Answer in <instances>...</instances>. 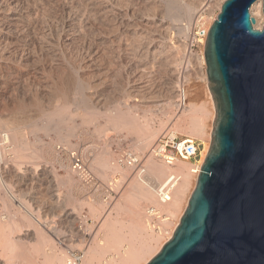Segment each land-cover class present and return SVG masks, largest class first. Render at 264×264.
I'll list each match as a JSON object with an SVG mask.
<instances>
[{"label":"rangeland","instance_id":"1","mask_svg":"<svg viewBox=\"0 0 264 264\" xmlns=\"http://www.w3.org/2000/svg\"><path fill=\"white\" fill-rule=\"evenodd\" d=\"M177 2L197 4L199 12L191 19L193 21L184 14L177 17L179 21H172L166 0H0V106L10 111L22 107L21 110L30 115L39 113L40 116L45 112L40 116L42 120L36 119L37 114L32 115L37 121L34 123L41 126L36 125L38 135L30 137L34 140L32 145H27L30 148L26 146V156L22 159L34 161L27 163L35 164L38 174L35 183L19 188L13 182V192L0 187V207L6 216L8 214L7 219L11 218L6 230H11H7L10 236L24 237L21 243L15 242L19 245L13 249L4 250L3 255L9 261L16 260L23 249L35 255L37 264H45V260L42 262L44 250L49 252L52 244L50 247L54 249L50 251L61 254L60 264H67L74 255L81 257L79 264L87 263L90 257L94 261L91 260V264H99L103 254L116 253L118 246L127 245L147 247L145 256L138 261L145 264L168 241L189 204L196 183L187 190L176 216H171L166 209L172 223L168 233L158 234L161 238L157 240V233H152L145 220L147 207L157 205L158 199L155 196L154 202L142 199L138 192L140 175L125 160L129 154L137 156L146 169L142 175L147 177L149 154L163 134L174 133L178 139L188 137L187 132L174 129L187 115L191 104L206 110L200 114V118L205 117L201 118L204 132L200 137H193L199 155L190 161L197 164L206 144L209 148L211 145L216 110L211 106L206 65L202 67L199 58L181 61L187 35L196 25L209 26L213 22L220 12L221 0ZM188 21L193 24L190 30L192 24ZM181 26L186 28L179 31ZM178 77H188L189 103L185 109L177 105ZM54 112L60 118L55 115L49 118ZM121 114L129 120L127 124L125 120H117ZM129 122L132 125H128ZM44 125L50 128L44 129ZM130 127L134 132H130ZM150 131L155 135L148 150V145H142L144 134ZM39 141L43 142V147L37 143ZM33 144L36 147L33 148ZM48 146L53 148L57 158L46 160V165L54 171L52 177L56 180L44 174L46 161L39 155ZM153 158L161 161L156 156ZM76 159L80 164L78 168L74 165ZM20 163L23 162L20 160ZM66 210L73 211V216H66ZM111 222L119 231V242L123 245L120 243L113 249L107 244L104 249ZM117 261L118 258L111 264H120Z\"/></svg>","mask_w":264,"mask_h":264},{"label":"water","instance_id":"2","mask_svg":"<svg viewBox=\"0 0 264 264\" xmlns=\"http://www.w3.org/2000/svg\"><path fill=\"white\" fill-rule=\"evenodd\" d=\"M256 1H224L210 27L211 145L175 232L147 264H264V24L254 27Z\"/></svg>","mask_w":264,"mask_h":264},{"label":"bare ground","instance_id":"3","mask_svg":"<svg viewBox=\"0 0 264 264\" xmlns=\"http://www.w3.org/2000/svg\"><path fill=\"white\" fill-rule=\"evenodd\" d=\"M184 1V0H183ZM224 1L225 0H223L222 1V3L220 4V11H221V8H222V5H223V3H224ZM186 3V2H185ZM182 4L181 3V5L180 4H178V2H177V0H166V4H167V11H168V15L170 16V19L172 20V21H175V20H178L179 21V15L181 14H184V16L186 17V19L187 18H189L190 20L191 19H193V18H195V15H196V13L197 12H199L198 10V7H197V9H196V5L197 4H193V3H190V4H193V5H189V4ZM166 6V5H165ZM166 8V7H165ZM219 14V13H218ZM218 14H217V16L214 18V21L217 19V17H218ZM251 14H252V16L253 17H255L256 18V24L254 25V27L256 28V29H262V27H263V24H264V13H263V0H258V1H256L253 5H252V7H251ZM180 15V16H181ZM198 15H200V13L198 14ZM178 17V18H177ZM183 18V17H182ZM181 17H180V19H182ZM198 18V17H197ZM194 20V19H193ZM193 20H191V21H193ZM191 21H188V23L189 24H192V22ZM196 21H197V19H196ZM213 21V22H214ZM177 22V21H176ZM187 22V21H186ZM173 23H175V22H173ZM181 23V22H180ZM177 24V23H176ZM195 24V23H194ZM178 25H180V24H178ZM182 25V24H181ZM188 25V24H187ZM183 26V25H182ZM182 26L181 27H179V31H181L183 28H186V27H183L182 28ZM186 26V25H185ZM193 26V24L191 25V26H189L190 28H189V30L191 29V27ZM180 28H182V29H180ZM186 32L188 31V29H186L185 30ZM184 31V32H185ZM182 33V32H181ZM187 34V33H186ZM204 62H205V64H206V59H205V52H204ZM206 66H207V64H206ZM206 76H207V79H208V75H207V68H206ZM210 90V89H209ZM211 93V92H210ZM211 106L215 109V102H214V99H213V96H212V94H211ZM99 101V100H98ZM194 105V104H193ZM192 104H191V106H190V109H188L187 111H188V113H187V115L186 116H184V113H183V116H184V118L182 117V119H180V121H178V124L176 123V129H174V130H178V131H184L185 133L187 132L189 135H188V137L187 138H191V139H193V137H200V136H202V134H203V132H204V125L202 124L203 123V119H201L200 118V116L202 115L201 113H202V111L205 109V108H203L202 106H201V108L199 107V106H193ZM22 108V107H21ZM21 108L19 109L18 108V110H12L11 108H9V109H11V111L10 110H7L8 108H4V107H1L0 106V187H2L3 189H5V190H11L12 191V189H11V186L13 185L12 183L14 182V184L16 185V186H18L19 188H23V187H28V186H32L34 183H35V180H36V177H37V169H36V167H34V165H32L33 164V162L30 160H28L29 161V163L30 162H32V164L30 165L29 163H27L28 161H26L25 159L27 158V157H30V156H28L27 155V157L24 159L26 162H24V161H22V159L26 156L25 154H24V150L26 151V146L27 145H29L30 143H31V145H32V141L34 140H30V137H32V136H34L35 137V134H36V123H37V121H35L34 119H35V117H36V114H37V120H38V118L41 116L42 117V115L44 116L45 115V112H44V114L43 113H41L42 115H40L39 116V113H33V111H32V113L33 114H35V115H33V116H35L34 118H33V116L32 115H30V114H28L27 113V111H24V110H21ZM203 108V109H202ZM207 108V107H206ZM15 109V108H14ZM25 109V108H24ZM29 109V108H28ZM206 110V109H205ZM216 110V109H215ZM37 111V110H36ZM39 112V111H38ZM205 111H203V113H204ZM47 113V112H46ZM49 113V112H48ZM55 113V112H54ZM57 113V112H56ZM52 114V116L53 115H57V114ZM122 113V112H121ZM60 113H58V115H59ZM124 115H126L125 113H123ZM123 114H121L120 115V117L119 118H117V120H119V121H124L125 120V118H124V116H123ZM201 114V115H200ZM47 115V114H46ZM48 116V115H47ZM46 116V117H47ZM50 116V117H49ZM48 117L49 118H54V116L52 117L51 116V114L49 115ZM60 116V115H59ZM62 116H63V114H62ZM65 116V115H64ZM126 116H128V115H126ZM130 117H132L131 115H129ZM204 116H205V114H204ZM41 117H40V119H41ZM57 117V116H56ZM116 117V116H115ZM129 117V118H130ZM45 118V117H44ZM49 118H47V119H49ZM57 118H60V117H57ZM68 119H69V116L67 117ZM171 118V117H170ZM203 118H205V117H203ZM46 119V120H47ZM66 119V118H65ZM169 119V118H168ZM172 119V118H171ZM42 120V119H41ZM116 120V119H115ZM205 120V119H204ZM34 121L36 122V123H34ZM49 121L51 122V120L49 119ZM118 121V122H119ZM126 121H129L128 119L127 120H125V122ZM170 121V120H169ZM59 122H60V120H59ZM66 122H69V121H67L66 120ZM124 122V123H125ZM205 122V121H204ZM45 123V122H44ZM43 123V124H44ZM54 124H55V122H53ZM57 123V122H56ZM61 123H63V125H64V123H65V120H63V118H62V121H61ZM114 123H117V121H114ZM122 122H120L119 124H121ZM124 123H122V125L124 124ZM173 123V122H172ZM171 123V124H172ZM60 124V123H59ZM58 124V125H59ZM126 124H127V122H126ZM129 124H131L130 122L128 123V125ZM137 124V123H136ZM170 124V125H171ZM46 125V124H45ZM45 125L43 126V128L45 127ZM47 125H49V124H47ZM68 125V124H67ZM132 125V124H131ZM130 125V126H131ZM38 127H40L41 125H37ZM65 126V125H64ZM63 126V127H64ZM117 126V125H116ZM127 126V125H126ZM137 126H139L140 127V125H137ZM49 127V126H48ZM48 127H45L44 129H46V128H48ZM56 127V126H55ZM67 127V126H66ZM83 127V126H82ZM85 127V126H84ZM120 127V126H119ZM50 128V127H49ZM48 128V129H49ZM65 128V127H64ZM122 128V127H121ZM169 128V127H168ZM172 128V127H171ZM48 129H47V131H48ZM53 129V128H52ZM56 128H54V130H55ZM71 130H72V128H70ZM130 129H131V127H130ZM135 129H137V127L135 128ZM39 129L37 128V131H38ZM54 130H52V131H54ZM85 130V129H84ZM126 130V129H125ZM138 130H140V129H137V131ZM153 130V129H152ZM43 131V130H42ZM46 131V130H45ZM50 131H51V129H50ZM66 131H68V130H66ZM77 131V130H76ZM133 130L131 129L130 130V132H132ZM144 131H145V129H144ZM69 132V131H68ZM88 132V131H87ZM134 132V131H133ZM141 132H143V131H141ZM154 132V131H153ZM156 132V131H155ZM55 133V132H54ZM60 133V132H59ZM67 133V132H66ZM65 133V135H67ZM93 133V132H92ZM100 133V132H99ZM138 133H139V131H138ZM137 133V134H138ZM144 133V132H143ZM142 133V134H143ZM148 132H146L144 135L145 136H143V137H145L143 140L146 142H148L147 144L145 143H143V147H147V145H148V150H149V146H151L150 144H151V141L153 142V136L155 135V133H153L152 134V131H150V133H148ZM69 134H70V132H69ZM69 134H68V136H69ZM73 134H75V132H73ZM72 134V135H73ZM87 134V133H86ZM96 134V133H95ZM147 134V135H146ZM36 135H38V134H36ZM47 135H48V132H47ZM58 135V134H57ZM64 135V134H63ZM90 136V135H89ZM97 136H98V134H97ZM140 136H142V135H140ZM139 136V138H141ZM33 137V138H34ZM56 137V136H55ZM203 137H205V135H203ZM38 138H39V136H38ZM65 138V137H64ZM66 138H68V137H66ZM36 139V138H35ZM60 139V138H59ZM70 139V138H69ZM94 139V138H93ZM201 139H202V137H201ZM38 140V139H37ZM41 140V139H40ZM143 140H141L142 142H143ZM155 140V139H154ZM57 141V140H56ZM61 141V140H60ZM66 142V141H65ZM203 142V141H202ZM37 143H41L40 141L39 142H37ZM43 143V142H42ZM42 143H41V145H42ZM48 143V142H47ZM53 143H55V141L53 142ZM141 142L139 141V144H140ZM142 144V143H141ZM33 145H35V144H33ZM54 145V144H53ZM30 146V145H29ZM29 146H27V147H29ZM45 146H47V145H44V147ZM141 146V145H140ZM139 146V147H140ZM142 146H141V149H144V148H142ZM33 148L34 147H36V145L35 146H32ZM42 147H43V145H42ZM54 147V146H53ZM138 147V146H137ZM30 148V147H29ZM41 148V147H40ZM53 149V148H52ZM52 149H50L49 148V146H48V148H46V149H44V151H43V153L42 154H39V155H41L42 156V159H44V161H46V160H51V159H53V158H57L56 157V154H55V151H53ZM39 150H41V149H39ZM38 150V151H39ZM35 151H36V149H35ZM35 151H33V152H35ZM143 151V150H142ZM151 151V150H150ZM208 151H209V145L208 144H206V146H205V148L203 149V151L201 152V159L199 160V162L196 164V163H194V162H192V161H190V160H178V161H176V162H174L172 165H168V164H166L163 160H157V158L155 159V158H153V159H151L153 156H152V153L151 154H149V155H151V158L150 159H148L147 161L149 162L148 163V173L146 174L147 175V177H145V175H140V174H138V175H140V176H138L139 178H140V180L138 181L139 183H140V186H139V189H140V191L138 190V188H137V190H138V192H141V193H139V194H142V199L144 198V199H148L149 200V202H154L153 200H155V198L157 197L156 196V187H157V185L164 179V178H166L168 175H170V174H172V173H176V174H178V175H180L181 176V180H180V182L178 183V185H177V187H176V189H175V191H174V193H173V198H172V201L168 204V206L166 205V208L165 209H168L170 212H171V216L172 215H175L176 213H177V211H178V209L180 208V206H182L181 204H182V201L184 200L183 198H185V194H186V192H187V190L190 188V186L191 185H193V182L194 183H196L197 184V181H198V177H199V174H200V171H201V167H202V165H203V163H204V161H205V158H206V155H207V153H208ZM33 152H32V154H33ZM152 152V151H151ZM37 153V152H36ZM87 153V152H86ZM28 154V153H27ZM32 154H30L29 153V155H31V157H33L34 155H32ZM40 156V157H41ZM86 156V155H85ZM87 156H88V153H87ZM35 157V156H34ZM36 158V157H35ZM60 157H58V159H59ZM90 158V157H89ZM28 159V158H27ZM62 159V158H61ZM88 159V158H87ZM20 160H21V162H23V163H20ZM33 160H35V159H33ZM41 160V159H40ZM53 161V160H52ZM51 162V161H50ZM49 162V163H50ZM53 162H55V161H53ZM59 162V161H58ZM45 163V165H46V163H47V161L46 162H44ZM51 164V163H50ZM47 166V165H46ZM40 167V166H39ZM50 168H52V167H50ZM54 169V168H53ZM55 170V169H54ZM53 173H54V171L52 172V169H49L48 168V166L47 167H45L44 168V174L48 177V178H54V177H52V175H53ZM126 176V175H125ZM128 176V175H127ZM142 176V177H141ZM55 179V178H54ZM137 179V178H136ZM56 180V179H55ZM132 180V179H131ZM2 181V182H1ZM132 182V181H131ZM135 182V181H134ZM138 182H136V184L138 183ZM133 183V182H132ZM12 184V185H11ZM40 184V183H39ZM50 184V183H49ZM135 184V185H136ZM56 185H57V183H56ZM132 185V184H131ZM134 185V184H133ZM135 185H134V187H135ZM138 185V184H137ZM126 186V185H125ZM41 187V186H40ZM51 187V186H50ZM138 187V186H137ZM194 187V186H193ZM2 188H1V190H2ZM12 188H14V185H13V187ZM47 188V187H46ZM49 188V187H48ZM128 188V187H127ZM136 188V187H135ZM18 189V188H17ZM33 189V188H32ZM38 189V188H37ZM52 189V188H51ZM191 189V188H190ZM9 190V191H10ZM21 190V189H20ZM25 190V189H24ZM30 190V189H29ZM134 191H136V190H134ZM13 192V191H12ZM15 192V191H14ZM18 192V191H17ZM56 192V191H55ZM137 192V193H138ZM20 193V192H19ZM57 193V192H56ZM59 193V192H58ZM193 193V192H192ZM9 194V193H8ZM31 195V194H30ZM57 196V195H56ZM58 196H59V194H58ZM154 196H155V198H154ZM18 197V196H17ZM38 197V196H37ZM22 198V197H21ZM21 198H18L19 200L21 199ZM24 198V197H23ZM65 198V197H64ZM63 199V198H62ZM146 199V200H147ZM26 200V199H25ZM58 200V199H57ZM64 200V199H63ZM22 201L24 202V199H22ZM21 201V203L24 205V203ZM20 202V201H19ZM62 202H64V201H62ZM67 202V201H66ZM21 204V205H22ZM2 206H4V205H2ZM40 207V206H39ZM60 207V206H59ZM4 208H5V206H4ZM26 209V208H25ZM62 209V208H61ZM181 209V208H180ZM39 210V209H38ZM37 210V211H38ZM63 210V209H62ZM61 210V211H62ZM167 210V211H168ZM5 211H7V210H5ZM70 211V210H69ZM65 211V214H66V216H73V214H74V212L73 211ZM136 211V210H135ZM135 211H133V212H135ZM4 211H3V208L2 207H0V264H37V261H36V259H35V255L33 256V255H31V253H29V252H27L26 250H21V251H19V253L17 254V259L16 260H14V259H12V261H9L7 258H5L4 257V255H5V251L9 248V249H11V247H12V249L14 248V246H16V245H19V244H17L16 243V245H15V242H22L23 240H24V237H21V236H16V237H13V236H10L8 233L9 232H7V230H10V229H7L6 230V228H7V224L9 223L8 221H10L11 220V218L8 220L7 219V216H8V214H7V216L3 213ZM137 212V211H136ZM135 212V213H136ZM170 212H169V214H170ZM9 213V212H8ZM40 213V212H39ZM10 214V213H9ZM38 214V213H37ZM12 215V214H11ZM135 215V214H134ZM139 215V214H138ZM37 216H39V214L37 215ZM176 216V215H175ZM9 217V216H8ZM11 217V216H10ZM42 217V216H41ZM14 218V217H13ZM37 218V217H36ZM47 218V217H46ZM173 218V217H172ZM180 219H181V216H180ZM13 220H15V219H13ZM12 220V221H13ZM42 220V219H41ZM41 220L39 219V221L41 222ZM44 220V219H43ZM47 221V220H46ZM146 221V220H145ZM13 222H16V220L15 221H13ZM45 222V221H44ZM115 222V221H114ZM113 222V223H114ZM12 223V222H11ZM110 223V222H109ZM109 223H107V226L109 225ZM112 223V222H111ZM110 224L109 226H108V228H107V230H108V235H107V238H108V240H107V242L106 241H104L105 242V244H103V248H104V246L105 245H109V246H111L110 248H113L114 246H116V245H120V243L122 242L121 240V242H119V235L117 234V232H119L118 230H117V228H115L114 227V224ZM172 223V222H171ZM171 223H170V225H171ZM174 223V222H173ZM16 223H14V225H15ZM178 224H179V222L177 223L176 222V226L174 225V230H172V234L170 235V237H168V240H170L171 239V236L173 235V233L175 232V230H176V228H177V226H178ZM12 226H13V224H11ZM11 225H9V226H11ZM172 225V226H173ZM8 226V228H10ZM102 226V225H101ZM100 226V227H101ZM106 226V227H107ZM116 226V225H115ZM11 228H13V227H11ZM170 229V228H169ZM117 230V231H116ZM11 231V230H10ZM12 231H14V230H12ZM152 233H154V231L152 232ZM151 233V234H152ZM11 234H12V232H11ZM42 235V234H41ZM106 235L103 237L104 238V240L106 239ZM43 236V235H42ZM152 236H153V234H152ZM158 237H160L161 238V236H158V233H157V240H158ZM27 238V237H26ZM103 238H101V239H103ZM163 238V237H162ZM121 239V238H120ZM154 239V238H153ZM154 240H156V239H154ZM153 240V241H154ZM159 240H162V239H159ZM26 241V240H25ZM99 241V240H98ZM101 241V240H100ZM151 242H152V240H151ZM119 243V244H118ZM166 243V242H165ZM102 244V243H101ZM122 244V243H121ZM49 245V244H48ZM50 245H52V244H50ZM50 245H49V252L47 251L46 253H45V251L46 250H44V255H43V252L41 253V255H43L44 256V259H43V261L42 262H44V260H45V264H60V258H59V256L61 255H56L55 253H56V250H55V252L54 251H50V250H52V249H54L53 247H50ZM123 245V244H122ZM146 245V244H145ZM163 245L164 244H162V246L161 247H163ZM54 246V245H53ZM97 246V245H96ZM96 246L94 247V248H96ZM134 246V245H133ZM143 246H144V244H143ZM152 246V245H151ZM55 247V246H54ZM99 246H97V248H98ZM101 247V248H102ZM117 247V246H116ZM115 247V248H116ZM132 247V246H131ZM131 247H128L127 245H123V247L122 246H118L117 247V249H119L118 250V252H116V251H114V252H116V253H108V254H103V258L102 259H100V261L101 262H99V264H107V263H109L110 262V264H111V261L113 260H115V259H119V261H120V264H139V260L140 259H142V256H145V251H146V248L145 247H134V248H131ZM148 247H150V245L148 246ZM52 248V249H51ZM100 248V249H101ZM103 248H102V250H103ZM106 248H107V246H106ZM110 248H108V249H110ZM128 248L130 249V250H128ZM41 249H42V247H41ZM45 249H46V247H45ZM56 249V248H55ZM91 249H93V248H91ZM105 249V248H104ZM114 249V248H113ZM5 250V251H4ZM160 250H161V248H160ZM160 250H158V252L160 251ZM36 251V250H35ZM39 252H40V250H38ZM37 251V252H38ZM60 251V250H59ZM58 251V252H59ZM109 251V250H108ZM108 251H106V252H108ZM147 251H148V249H147ZM58 252H57V254H58ZM66 252V251H65ZM103 252H104V250H103ZM35 253V252H34ZM60 253V252H59ZM64 253V252H63ZM98 253V252H97ZM105 253V252H104ZM149 253V252H148ZM4 254V255H3ZM37 254H39V253H37ZM94 254V253H93ZM64 255V254H63ZM102 255V254H101ZM66 256V255H65ZM65 256H62L63 258L62 259H64V257ZM93 256V255H92ZM61 257V256H60ZM99 257H100V255H99ZM37 258V257H36ZM144 258V257H143ZM40 259V258H39ZM61 259V260H62ZM90 259L93 261V259L90 257ZM42 260V259H41ZM40 260V261H41ZM87 260H89V258L87 259ZM88 261L87 263H85V264H91L92 263V261ZM98 260H99V258H98ZM39 261V260H38ZM119 261H117V262H119ZM150 260H148V262H149ZM91 262V263H90ZM148 262H146L145 264H147ZM93 263H94V261H93ZM39 264V263H38ZM43 264V263H42ZM98 264V263H97ZM118 264V263H117Z\"/></svg>","mask_w":264,"mask_h":264},{"label":"built area","instance_id":"4","mask_svg":"<svg viewBox=\"0 0 264 264\" xmlns=\"http://www.w3.org/2000/svg\"><path fill=\"white\" fill-rule=\"evenodd\" d=\"M222 1L223 0H221L220 4ZM212 24L213 22L209 26H206L205 24L196 25L195 29L187 35L185 51L181 63L192 61L194 58H199L198 62H202V67L206 65L204 62L205 45ZM188 84V77H178L176 84V98L179 109H185L188 106ZM151 153L163 160L166 164L172 165L178 160L196 159L199 155V147L194 139H178L174 133L166 132L154 144ZM125 161L129 167L135 168L140 175L146 170L142 161L133 154H129ZM74 165L75 168L80 166L78 159L75 160ZM180 180V175L172 173L156 187L158 204L148 206L146 209V222L148 228L155 233L160 235L168 233L171 216L165 207L172 201L173 193ZM80 260L81 257L74 255L70 258L67 264H79Z\"/></svg>","mask_w":264,"mask_h":264}]
</instances>
